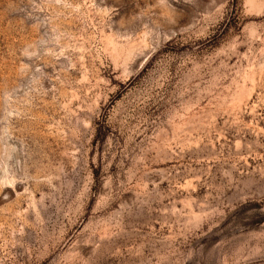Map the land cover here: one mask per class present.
I'll return each instance as SVG.
<instances>
[{"label": "rangeland", "instance_id": "374dc122", "mask_svg": "<svg viewBox=\"0 0 264 264\" xmlns=\"http://www.w3.org/2000/svg\"><path fill=\"white\" fill-rule=\"evenodd\" d=\"M0 264H264V0H0Z\"/></svg>", "mask_w": 264, "mask_h": 264}, {"label": "bare ground", "instance_id": "6f19581e", "mask_svg": "<svg viewBox=\"0 0 264 264\" xmlns=\"http://www.w3.org/2000/svg\"><path fill=\"white\" fill-rule=\"evenodd\" d=\"M248 98V97H247Z\"/></svg>", "mask_w": 264, "mask_h": 264}]
</instances>
